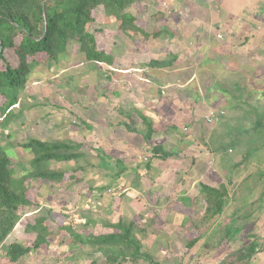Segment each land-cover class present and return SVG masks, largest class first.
Returning a JSON list of instances; mask_svg holds the SVG:
<instances>
[{
    "label": "rangeland",
    "instance_id": "obj_1",
    "mask_svg": "<svg viewBox=\"0 0 264 264\" xmlns=\"http://www.w3.org/2000/svg\"><path fill=\"white\" fill-rule=\"evenodd\" d=\"M175 1L140 0L127 8L126 13L137 21L132 26L141 28L148 39L132 26L106 16L99 7L87 30L95 36L98 49L110 58L107 64L84 63L76 45L68 47L57 63L38 57L39 65L13 110L15 119L7 127L0 124V145L9 155L13 174L19 178L30 170L31 157L18 145L32 138L81 144L86 157L78 164H49L67 175L62 183H26L33 205L22 212L20 223L0 246V264H11L5 257L11 243L32 246L40 228L28 231L27 225L36 226L39 217L47 218L49 246L16 264H90L95 259L90 247L72 244L70 234L61 230L63 225L72 228V235L85 238L111 234L120 221L133 222L143 251L160 264H197L209 254L216 257L208 264H218L248 245L247 236L264 239V128L244 133L256 121L264 123V2L251 11L253 25L245 26L240 20L239 24H221L219 17L210 14L216 10L206 11L193 0H182L183 5L173 8ZM242 1L224 3L238 10ZM194 18L203 21L191 25ZM214 19L213 41L204 42L198 35L185 39V44L178 42L176 35L182 36L199 23L210 27ZM161 30L162 36L154 39ZM172 56L177 58L172 67L148 66ZM5 57L7 63L16 65L11 50ZM136 112L146 114L156 130L150 144L123 126L144 128ZM210 112L223 115L208 124ZM233 138L243 144L224 156L213 154L217 143ZM251 138L252 144L248 142ZM156 145L173 156L153 158ZM248 148L258 150L234 169ZM103 159L107 169L99 166ZM78 166L84 170L77 171ZM201 184H225L230 193L239 191L232 198L228 194L226 211L218 219L222 231L229 233V246L227 241L218 243L221 230L209 231L203 219L199 222L205 207L198 194ZM184 192L194 197L192 202L199 199L198 204L189 203L197 210L185 214L192 223L186 225L185 234H195L197 224L209 234L207 245L200 243L189 250L185 245L190 239L182 228L174 248L166 237L176 235L179 227L177 230L175 225L184 220L174 212L176 199L184 197ZM183 201L189 202L185 197ZM263 259L264 255H256L252 263L244 264H264Z\"/></svg>",
    "mask_w": 264,
    "mask_h": 264
},
{
    "label": "trees",
    "instance_id": "obj_2",
    "mask_svg": "<svg viewBox=\"0 0 264 264\" xmlns=\"http://www.w3.org/2000/svg\"><path fill=\"white\" fill-rule=\"evenodd\" d=\"M136 1L140 2V0H0V99L2 102L0 124L7 127L15 119L13 110L19 105L29 78L39 65V56L43 55L48 62L57 63L60 61V56L67 53L68 47L76 45L84 63L100 66L110 62V58L98 49L95 36L88 32L87 27L95 21L94 15L99 7H103L106 16L119 19L124 26L134 25L137 22L136 19L126 13V10ZM132 30L142 34L146 39L149 38L141 28L132 26ZM162 33L163 30L156 32L153 38L157 39V36H162ZM8 50H11L16 58L15 66L6 61L5 53ZM175 61H177L176 56H172L170 60L156 61V63H149L148 66L165 69L172 67ZM236 88L238 90L237 85ZM136 113L139 114L144 128L138 130L125 123L123 126L128 132L141 135L145 143L150 144L155 134L152 123L142 114ZM122 123L120 122V125ZM263 128L264 123L258 120L252 128L244 130V133L248 134L250 131L256 133ZM242 133L240 132L238 137ZM248 142L254 143L252 138ZM242 144V140L233 138L227 143H217L212 152L224 156L229 150L232 152ZM18 146L31 157L30 170L19 178L14 176L9 155L0 145V246L20 223L22 212L33 205L27 197L26 183L33 180L51 184L62 183L67 175L51 169L49 164L71 162L78 164L86 157L81 151L83 146L70 141H41L32 138ZM256 150L258 149L249 150L248 148L241 160L234 164V169L248 162ZM152 155L153 158L168 160L173 153L164 151L161 145H156L152 148ZM99 166L108 168L104 159ZM83 170L82 167H77V171ZM202 193L205 205L202 219L208 224L213 223L223 215L228 205V190L225 185L218 188L202 185ZM35 222L36 226L27 225L28 231L35 232L37 227L40 228L32 246L25 247L14 242L7 247L5 257L11 264L18 263L31 252L39 251L43 246H49L48 232L45 228L47 218L39 217ZM113 229L114 232L111 234L99 236L91 234L84 238L72 235L70 226L63 225L61 228L63 232L70 234L72 244L79 243L90 247L91 255L95 256L90 264H160L143 251L141 241L135 236L134 223L120 221ZM196 243L197 240H191L186 246L187 250L192 249ZM258 250L259 245L252 242L243 249L229 254L230 258L220 264H244Z\"/></svg>",
    "mask_w": 264,
    "mask_h": 264
},
{
    "label": "crops",
    "instance_id": "obj_3",
    "mask_svg": "<svg viewBox=\"0 0 264 264\" xmlns=\"http://www.w3.org/2000/svg\"><path fill=\"white\" fill-rule=\"evenodd\" d=\"M185 1V0H184ZM192 1V0H191ZM194 1V5L195 6H197V5H199V6H203V8H205L206 9V11H210V10H216V12L215 13H210L211 15H213V17H219V22L221 23V24H224V25H229V23H235V22H237L238 24H239V20L240 21H242L244 24L243 25H253V23L252 22H249V18L252 16V18H254L253 17V12H251V11H253L256 7H259L260 5H261V3H263L264 1L263 0H243L241 3H240V6H243V7H241V8H238V10H237V8L236 9H230L227 5H225V3H224V1H227V2H229V1H233V2H236L237 0H193ZM187 2V1H186ZM180 5H183V2H182V0H176L175 2H174V5H172L173 6V8H174V6H180ZM208 6V7H207ZM210 6H213V7H210ZM225 6L227 7V8H225ZM215 7V8H214ZM213 8V9H212ZM249 8V10H250V12L247 14V9ZM259 8H261V7H259ZM261 9H264V8H261ZM209 17H211V16H209ZM212 17V18H213ZM201 22V21H203V19H197V18H194V20H192V24L191 25H195L197 22ZM249 23V24H248ZM213 24H214V26H213ZM231 25V24H230ZM242 25V26H243ZM255 25V24H254ZM203 26V24L201 25L200 23H199V26L197 25V28L195 27V28H190L189 27V29L188 30H185L184 32H183V34H182V36H180V35H176L177 36V38H178V42L180 43V41L182 42V41H184V42H182L183 44H185V39H187V38H190V37H198V35H200V36H202L203 38H204V42H210V41H213L214 40V38H212V33L215 31L214 29L216 28L215 26H216V21H215V19H214V21L212 22V24L210 25V27H202ZM206 30V31H205ZM168 31H169V29H168ZM173 32L171 31V33L170 32H168V35H170V34H172ZM250 33V32H249ZM174 34V33H173ZM171 36V35H170ZM180 38V39H179ZM205 44H202V46H204ZM146 118H148V120H150V118L148 117V116H146V114L144 115ZM151 122V121H150ZM155 130V129H154ZM155 133H156V130H155ZM140 137H142L141 135H140ZM145 142V141H144ZM202 185L203 186H207V185H204V184H201V186H200V190L198 191V194H199V196H201V199L203 198L204 199V195H203V193H202ZM221 185H225V184H220V185H218V187L219 186H221ZM226 186V185H225ZM207 187H211V188H218L217 186H214V185H209V186H207ZM226 188H227V190H228V194L230 195V197L232 198V196L233 195H235V194H237V192H239L238 190L237 191H232V189H231V193L229 192V188L226 186ZM261 193H263V192H260V194ZM156 194V193H155ZM187 193H185L184 192V197H185V199H188L189 200V202H188V204L186 205V204H184L185 202L183 201L182 202V198H184L182 195L181 196H179V198L178 199H176V201H177V203H175L174 204V212L176 213V215L178 216V218L180 219V216L181 217H183L184 218V220H183V222H182V224L180 223L179 225H175V228L177 229L178 227V229H179V232L176 234V235H173V236H171V237H168V236H166L167 237V239L169 240L168 241V244L170 245V246H172V248H174L173 247V245H177V238H180V228H182V233H184L185 234V231H184V229L187 227L186 225H191L192 223H191V219H190V217H187V215L191 212H193V213H195V211L197 210V208H195V206H193V208H194V210L195 211H193L191 208L192 207H190V204L189 203H195L196 202V204H198V201H199V199H197L196 201H193L192 202V199L194 198H192L191 199V197L187 194ZM198 194H197V196H198ZM154 195V194H153ZM158 196H160V194L158 193ZM197 196H195V197H197ZM158 201V203L157 204H159L160 203V199H158L157 200ZM167 201V200H166ZM204 203V202H203ZM230 204H234V201H231V203ZM253 204V203H252ZM205 206V205H204ZM159 207V206H158ZM171 208H173V206H170ZM161 208V207H160ZM176 209V210H175ZM201 209V208H200ZM204 210H205V207H204V209H203V212H201L202 214H204ZM225 211L226 210H224V213H225ZM199 212V211H198ZM197 212V213H198ZM235 212L236 211H234V213L232 214V216L235 214ZM223 213V214H224ZM185 214H187V215H185ZM223 216V215H222ZM221 216V217H222ZM231 216V217H232ZM220 217V218H221ZM219 218V219H220ZM193 220L192 221H194L195 223L197 222L198 223V220L197 219H194V218H192ZM202 220V218H201V215H200V220H199V222ZM127 222V221H126ZM128 222H130V221H128ZM253 221H251V223H252ZM133 223V222H132ZM204 226L205 227H208L209 229V231H211L212 229H219V230H221V232H222V234H221V237H219V239H220V242H218L219 244H223L224 245V241L227 243V245L229 246L230 244H231V242L228 240V232H226L225 233V231H222V226L221 225H218V219L216 220V221H214L213 223H207V222H205L204 221ZM250 223V224H251ZM227 224V223H226ZM216 225H218V227L216 226ZM224 225V224H223ZM249 226V225H248ZM195 227H197L198 229L196 230V233L195 234H193V233H190L189 234V236H188V234H185L184 236H188L189 237V241H188V243L187 244H189V242L191 241V240H197V243H196V245L194 246V247H196L197 245H199L200 243H203L204 245H207L208 244V241H207V239L209 238V234L207 233V230L206 229H202L201 228V226L200 225H198L197 224V226H195ZM203 227V226H202ZM177 229V230H178ZM201 229V230H200ZM155 235V234H154ZM192 235V236H191ZM196 235H198V236H196ZM240 235V234H239ZM184 236H182V238L184 237ZM238 236V235H237ZM236 236V237H237ZM248 237V240H249V243H248V245L249 244H251L252 242H256V243H262L261 245H264V239L262 240V241H258L259 240V238H257V237H255V236H253V235H249V236H247ZM257 238V239H256ZM172 239V241H170ZM139 240V239H138ZM235 241V240H234ZM233 241V242H234ZM223 242V243H222ZM229 242V243H228ZM187 244L185 245V247L187 246ZM260 244H258L259 245V250L257 251V253L256 254H254L251 258H250V260H248V262H251L252 263V261H254V259H255V256L257 255V257H260V255L262 256V255H264V251H262L261 249H262V246L260 245ZM248 245H246V246H248ZM193 247V248H194ZM244 248V247H243ZM207 253V252H206ZM216 256H215V254H209V255H207L205 258V260L203 261V259H201V261L200 262H198L197 264H208L210 261H213L214 260V258H215ZM225 259H222L221 260V262L222 261H224ZM264 260V259H263ZM220 262V263H221ZM220 263H218V264H220Z\"/></svg>",
    "mask_w": 264,
    "mask_h": 264
},
{
    "label": "built area",
    "instance_id": "obj_4",
    "mask_svg": "<svg viewBox=\"0 0 264 264\" xmlns=\"http://www.w3.org/2000/svg\"><path fill=\"white\" fill-rule=\"evenodd\" d=\"M223 115V113H218V112H210L207 116H206V122L208 124H213L216 120L220 119L221 116Z\"/></svg>",
    "mask_w": 264,
    "mask_h": 264
}]
</instances>
